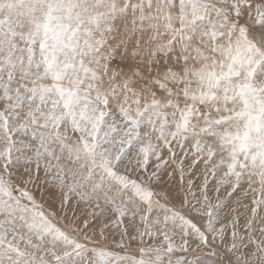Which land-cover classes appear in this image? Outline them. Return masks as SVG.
Masks as SVG:
<instances>
[{"label":"snow or ice","instance_id":"obj_1","mask_svg":"<svg viewBox=\"0 0 264 264\" xmlns=\"http://www.w3.org/2000/svg\"><path fill=\"white\" fill-rule=\"evenodd\" d=\"M0 264H264V0H0Z\"/></svg>","mask_w":264,"mask_h":264}]
</instances>
